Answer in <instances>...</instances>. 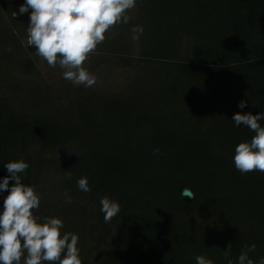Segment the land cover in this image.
<instances>
[{"label": "trees", "instance_id": "trees-1", "mask_svg": "<svg viewBox=\"0 0 264 264\" xmlns=\"http://www.w3.org/2000/svg\"><path fill=\"white\" fill-rule=\"evenodd\" d=\"M3 2L0 182L4 164L28 163L22 182L41 196L34 214L79 235L82 264H227L229 243L234 264L245 245H256L253 261L264 257V173L235 169V146L254 133L232 120L264 113V0H136L129 23L94 51L127 78L117 93L52 92L22 41L25 0ZM81 177L91 191L78 189ZM104 196L121 206L110 223Z\"/></svg>", "mask_w": 264, "mask_h": 264}, {"label": "clouds", "instance_id": "clouds-1", "mask_svg": "<svg viewBox=\"0 0 264 264\" xmlns=\"http://www.w3.org/2000/svg\"><path fill=\"white\" fill-rule=\"evenodd\" d=\"M135 7L136 0H25L18 11L21 15L29 14L27 39L35 54L51 68L59 66L63 79L90 88L96 84L97 77L84 67L85 63L105 41L106 33L118 24L129 23L128 12ZM16 15L13 12V17ZM132 31L138 34L135 37L138 39L144 29L136 26ZM238 107L245 108L246 101L241 100ZM232 120L236 127L243 124L254 133L250 141L235 146V169L241 174L264 173V126L260 123L264 113H236ZM159 152L158 148L153 150L154 155ZM4 167L8 175L0 182V192L7 191L8 195L0 210V264H21L22 259L23 264H82L79 235L62 233L61 218L44 217L41 222L34 214L41 196L34 186L24 184L21 176L29 164L21 159ZM65 173L70 175L69 171ZM10 180L14 181L11 187ZM76 183L79 190L91 191L87 177L79 178ZM65 202H72L67 192ZM100 204L105 223H110L121 211L120 204L107 196L101 198ZM231 249L229 243L224 250L227 264H234ZM255 249V244L245 245L236 264H264V257L258 261L249 257ZM195 260L196 264H214L205 255H197Z\"/></svg>", "mask_w": 264, "mask_h": 264}, {"label": "rangeland", "instance_id": "rangeland-1", "mask_svg": "<svg viewBox=\"0 0 264 264\" xmlns=\"http://www.w3.org/2000/svg\"><path fill=\"white\" fill-rule=\"evenodd\" d=\"M3 1L4 0H0V17L4 16L3 15L4 10L2 9L4 6ZM130 36L134 38L133 33ZM22 41L27 45H30L27 38L23 39ZM99 57L100 55L98 53L96 52L91 53L89 59L84 65V67H86L90 72L95 74L97 77V82L94 86L90 88H86V87L85 88L88 91L90 89H94L96 91H99L100 93L103 92L110 93L109 90L110 91L113 90L115 93L121 91V87L125 83H127L126 81L127 78L123 74H119L112 69L110 70L108 68H105L103 63L98 64L100 59ZM35 60L38 65L41 77H45V79L47 80L46 85L51 87V91L53 90L52 92H54V90L56 89H60L61 91H63L64 89H66L67 91H72L74 88L80 86V85L79 86L73 85L70 81L63 79L62 78L63 70L59 66H57L56 68H51L48 66L45 60H43L41 57L37 55H35ZM42 83L45 84V82L43 81ZM52 181L53 179H51V182Z\"/></svg>", "mask_w": 264, "mask_h": 264}, {"label": "water", "instance_id": "water-1", "mask_svg": "<svg viewBox=\"0 0 264 264\" xmlns=\"http://www.w3.org/2000/svg\"><path fill=\"white\" fill-rule=\"evenodd\" d=\"M181 198L183 202L189 203L194 198V193L189 188H184L181 192Z\"/></svg>", "mask_w": 264, "mask_h": 264}]
</instances>
